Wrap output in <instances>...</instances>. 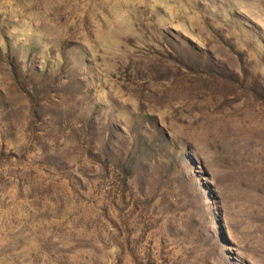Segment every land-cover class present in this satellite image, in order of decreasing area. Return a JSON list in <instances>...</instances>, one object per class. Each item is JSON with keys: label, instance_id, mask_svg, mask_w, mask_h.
<instances>
[{"label": "rangeland", "instance_id": "374dc122", "mask_svg": "<svg viewBox=\"0 0 264 264\" xmlns=\"http://www.w3.org/2000/svg\"><path fill=\"white\" fill-rule=\"evenodd\" d=\"M0 264H264V0H0Z\"/></svg>", "mask_w": 264, "mask_h": 264}]
</instances>
